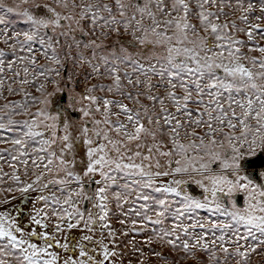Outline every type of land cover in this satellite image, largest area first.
I'll use <instances>...</instances> for the list:
<instances>
[{
	"label": "snow or ice",
	"instance_id": "snow-or-ice-1",
	"mask_svg": "<svg viewBox=\"0 0 264 264\" xmlns=\"http://www.w3.org/2000/svg\"><path fill=\"white\" fill-rule=\"evenodd\" d=\"M262 22L264 0H0V264H119L111 217L161 264L264 256Z\"/></svg>",
	"mask_w": 264,
	"mask_h": 264
},
{
	"label": "rangeland",
	"instance_id": "rangeland-1",
	"mask_svg": "<svg viewBox=\"0 0 264 264\" xmlns=\"http://www.w3.org/2000/svg\"><path fill=\"white\" fill-rule=\"evenodd\" d=\"M6 2L11 4L14 2V0H6ZM262 23H264V22H262ZM17 27L22 28V27H24V25L18 24ZM240 35H241V37H243L242 33ZM261 43H264V41H261ZM0 46H2V45H0ZM253 54L259 55V53H253ZM40 62L43 63L44 61L41 60ZM29 90L35 94L34 88H31ZM9 99L18 100V99H20V96L19 95L9 96ZM0 103H3V101L0 100ZM55 103H56V100L54 99L53 106H55ZM0 147H6V145L0 144ZM0 167H3L4 171H8V172L11 171V169H9L8 165L6 163H4L3 161H0ZM6 183H10V181H8ZM12 196L19 198L20 194L19 193H10V194L9 193H2V194H0V200H3L5 198H11ZM18 203H19V199H16V200L12 201V204L0 205V207L11 208L13 204H18ZM242 203H243V200H242ZM200 214L202 216L207 215V213H205L203 210H201ZM121 218H123V217H111V222L113 224V227L117 231V238H118V245H119V247L117 248V251L123 253L122 256L116 257V260L119 262V264H139V262L141 260H143L145 262V264H161V262H159L154 256H152L151 252L149 251L150 246L144 243V240L146 239V237L151 235V232H144V233H140V234L130 233L128 236H122V235H120V233L123 231V226H121L119 224V219H121ZM166 223H170V221H166ZM128 226L130 227V221H129ZM130 241H135V246L143 249V252H144L143 256H140L138 253H135L133 251V245H132V243H130ZM152 247H155L157 251H161V252H165V253H168L170 251L167 247H161L159 244H156V243H154L152 245ZM171 255L173 257L177 258V264H194V261L191 259V257H187L185 259H178L179 255H180L179 252H172ZM198 255H200L202 258H204L205 261L207 260L206 256H204L203 253H198ZM262 259H264V256L254 255L252 257V262H253V264H260ZM169 264H172V262L169 261Z\"/></svg>",
	"mask_w": 264,
	"mask_h": 264
},
{
	"label": "flooded vegetation",
	"instance_id": "flooded-vegetation-1",
	"mask_svg": "<svg viewBox=\"0 0 264 264\" xmlns=\"http://www.w3.org/2000/svg\"><path fill=\"white\" fill-rule=\"evenodd\" d=\"M65 102H66V97H64V98L60 97L59 98V103L64 104Z\"/></svg>",
	"mask_w": 264,
	"mask_h": 264
},
{
	"label": "water",
	"instance_id": "water-1",
	"mask_svg": "<svg viewBox=\"0 0 264 264\" xmlns=\"http://www.w3.org/2000/svg\"><path fill=\"white\" fill-rule=\"evenodd\" d=\"M62 98H64V97H62ZM239 203L242 204V198L240 199Z\"/></svg>",
	"mask_w": 264,
	"mask_h": 264
}]
</instances>
